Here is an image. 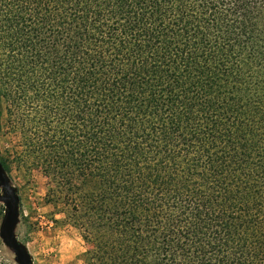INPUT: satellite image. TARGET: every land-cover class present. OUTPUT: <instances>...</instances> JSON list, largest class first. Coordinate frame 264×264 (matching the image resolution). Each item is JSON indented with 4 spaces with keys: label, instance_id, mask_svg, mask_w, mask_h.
Here are the masks:
<instances>
[{
    "label": "trees",
    "instance_id": "16d2710c",
    "mask_svg": "<svg viewBox=\"0 0 264 264\" xmlns=\"http://www.w3.org/2000/svg\"><path fill=\"white\" fill-rule=\"evenodd\" d=\"M88 264H264V0H0V121Z\"/></svg>",
    "mask_w": 264,
    "mask_h": 264
},
{
    "label": "rangeland",
    "instance_id": "374dc122",
    "mask_svg": "<svg viewBox=\"0 0 264 264\" xmlns=\"http://www.w3.org/2000/svg\"><path fill=\"white\" fill-rule=\"evenodd\" d=\"M16 138L0 121V159L13 155ZM0 164V264H18L13 250L3 241L6 211L1 201L2 184L14 188L18 212L12 234L31 264H88L87 246L77 231L64 222L59 208L45 202L48 181L36 170L15 163Z\"/></svg>",
    "mask_w": 264,
    "mask_h": 264
},
{
    "label": "water",
    "instance_id": "95a60500",
    "mask_svg": "<svg viewBox=\"0 0 264 264\" xmlns=\"http://www.w3.org/2000/svg\"><path fill=\"white\" fill-rule=\"evenodd\" d=\"M1 201L6 211L3 241L13 250L18 264H31L30 257L25 254L24 250L12 234V230L16 224L19 203L18 196L13 187L8 184H2Z\"/></svg>",
    "mask_w": 264,
    "mask_h": 264
}]
</instances>
